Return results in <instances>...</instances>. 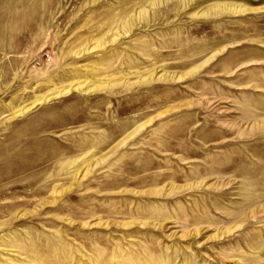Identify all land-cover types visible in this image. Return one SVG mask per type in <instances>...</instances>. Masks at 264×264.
<instances>
[{"label":"rangeland","instance_id":"obj_1","mask_svg":"<svg viewBox=\"0 0 264 264\" xmlns=\"http://www.w3.org/2000/svg\"><path fill=\"white\" fill-rule=\"evenodd\" d=\"M0 264H264V0H0Z\"/></svg>","mask_w":264,"mask_h":264}]
</instances>
